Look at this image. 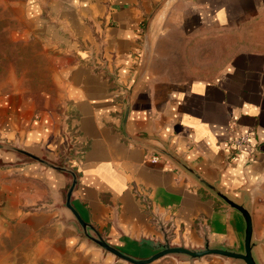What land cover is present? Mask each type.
Listing matches in <instances>:
<instances>
[{"label": "crops", "instance_id": "1", "mask_svg": "<svg viewBox=\"0 0 264 264\" xmlns=\"http://www.w3.org/2000/svg\"><path fill=\"white\" fill-rule=\"evenodd\" d=\"M0 22L52 52L64 102L58 116L0 92V144L73 168L70 204L84 222L137 259L161 239L151 213L172 224L174 244L241 252V216L165 160L173 152L244 204L264 264V0H0ZM241 133L250 143L233 152L228 141ZM70 184L0 149V264H126L82 236L65 207Z\"/></svg>", "mask_w": 264, "mask_h": 264}, {"label": "water", "instance_id": "2", "mask_svg": "<svg viewBox=\"0 0 264 264\" xmlns=\"http://www.w3.org/2000/svg\"><path fill=\"white\" fill-rule=\"evenodd\" d=\"M67 124L66 122L62 125V135L65 138L66 143V154L69 152L71 148V137L66 132ZM0 149L9 150L15 152L17 154L24 155L29 157L39 163L51 167L55 170L60 172L66 173L71 177V184L67 190L65 196V207L70 211L76 223L78 224L82 236L93 243L96 247L101 249L107 254L112 255L117 260H121L126 264H151L161 258L164 257H172V258H181L187 262L197 261L202 259L206 256H216L225 259L232 260L234 262H239L240 264H257L254 256H253V248L255 244L252 242V225H251V218L248 210L242 203H237L236 201L232 200L228 194L217 188L215 185L208 183L205 181L199 174H197L194 170L190 168V166L185 162V160L173 152H168L164 155L165 160L170 161L173 163L177 168L181 170L187 171L191 174L195 180L206 188L209 192H211L222 204L226 207L230 208L231 210L238 213L244 223V232H243V240H242V251L236 252L227 248L223 247H211L208 244V241H204L202 247L200 248H191L186 247L183 244H174L172 242L173 235H172V224L168 222H163L161 217L152 214L151 208L149 204H147V209L151 213L154 223L157 226V229L161 235V239L157 241H152V249L153 252L150 256L146 258H133L124 252L120 251L118 248L112 246L108 242H106L98 233L97 231L88 223L84 222L80 216L76 213V211L71 207L70 204V197L71 193L76 185V173L73 168L67 167L65 164L62 166H57L55 164H51L49 162H45L40 158L26 152L24 150L18 149L17 147L6 146L0 144ZM258 181V180H257ZM256 181V182H257Z\"/></svg>", "mask_w": 264, "mask_h": 264}, {"label": "rangeland", "instance_id": "3", "mask_svg": "<svg viewBox=\"0 0 264 264\" xmlns=\"http://www.w3.org/2000/svg\"><path fill=\"white\" fill-rule=\"evenodd\" d=\"M0 92L17 94L38 110L61 116L64 102L57 76L58 60L52 52H44L42 41H16L0 22ZM261 29H264V24ZM59 56V55H58ZM68 263V262H67ZM36 264H65L56 259ZM68 264H79L77 259Z\"/></svg>", "mask_w": 264, "mask_h": 264}, {"label": "built area", "instance_id": "4", "mask_svg": "<svg viewBox=\"0 0 264 264\" xmlns=\"http://www.w3.org/2000/svg\"><path fill=\"white\" fill-rule=\"evenodd\" d=\"M66 132L71 137V143H72V134H71L70 130L68 129V126L66 129ZM63 138H64V136H63ZM64 141H65V138H64ZM249 143H250V135L248 133H241L238 136L231 138L228 141V147L231 149V151L234 152V151L240 149L242 146L249 145ZM148 159H149V161H151L153 163H156L159 161V157L155 156V155L149 156Z\"/></svg>", "mask_w": 264, "mask_h": 264}]
</instances>
